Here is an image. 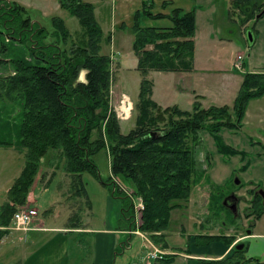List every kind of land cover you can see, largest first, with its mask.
I'll return each instance as SVG.
<instances>
[{
  "label": "trees",
  "instance_id": "obj_1",
  "mask_svg": "<svg viewBox=\"0 0 264 264\" xmlns=\"http://www.w3.org/2000/svg\"><path fill=\"white\" fill-rule=\"evenodd\" d=\"M247 1L233 0L244 14L242 23L257 20L255 15L264 7L261 2L248 10ZM170 3L165 1L162 7ZM58 4L77 17L84 29L81 41L72 42L70 48L65 46L71 35L62 18L53 17L54 29L47 31L38 22L31 21L22 5L0 0V37L5 38L0 40V66L9 64L12 68L11 73L0 77V100L19 104L17 138L15 141L0 140V146L15 144L25 157L22 170L7 190V200L0 205V240L16 208L27 203L41 161L49 150L61 151L72 185L79 184L84 191L82 172L97 174L92 156L106 145L112 176L125 178L133 193L143 201L140 223L136 224L138 229L148 232L153 239L158 238L157 241L162 238L163 249L170 248L173 252L153 260V264H172L178 254L165 240L163 231L168 227L171 210L178 206V201L188 199L196 180L193 148L200 141L198 133L210 134L220 143L219 151L229 156L243 154V151L224 146L219 132L241 128L248 102L264 95V70L242 73L230 107L211 105L204 109L194 102L193 109L188 111L173 106L168 109L170 114L162 129L158 127L162 114H156L158 105L151 98L153 83L144 77L135 104L138 114L134 127L123 134L109 105L112 60L110 55L100 53L102 40L110 42V36L102 39L95 5L84 0H58ZM153 7V0H141L140 8L133 14L130 31L132 50L137 57L136 69L143 76L149 71H189L194 52L195 7L188 10L173 7L166 15L153 13ZM141 16L165 17L170 25L146 26ZM81 71L85 72L83 81L78 80ZM231 114L234 120L225 122ZM207 120L212 122L205 125ZM93 131L97 132V138L91 140ZM151 131H160L161 135L153 137ZM261 155L264 154L258 157ZM110 183L114 189L119 187L117 183ZM79 191L76 188V192ZM133 208L130 203L125 209L129 217L125 229L135 227ZM189 238L187 245L178 252L191 254ZM199 238H203V242H199ZM193 239L196 246L212 241L229 245L233 237L198 234ZM248 263L249 260L235 254L217 259L188 258L185 264Z\"/></svg>",
  "mask_w": 264,
  "mask_h": 264
},
{
  "label": "rangeland",
  "instance_id": "obj_2",
  "mask_svg": "<svg viewBox=\"0 0 264 264\" xmlns=\"http://www.w3.org/2000/svg\"><path fill=\"white\" fill-rule=\"evenodd\" d=\"M9 1L22 5L31 21L38 22L47 31L54 29L53 17L62 18L71 35V39H68L65 45L67 48L73 47L72 42L76 44V42L81 41L83 27L77 17L59 7L58 0ZM84 1L95 5L94 12L102 29V39L110 36V42L102 40L100 53L110 55L112 60L109 105L119 121L120 132L123 134L134 127L135 118L138 114L135 104L138 101L140 83L144 77L153 83L154 99L160 104H157L158 112L156 114L161 113L163 117L158 127L162 129L170 114L168 109H172L173 106L191 111L193 109L192 104L197 102L206 109L220 99L224 100V106L230 107L232 105L231 93L236 83L234 76L238 77L239 74L249 70H251L249 72H253L252 70L264 69V15L257 20L246 22L247 25H245L242 23L244 14H242L240 6L234 4L233 0L216 1L213 6L220 9L217 8L215 15L211 17L206 16L209 6L200 5L203 6L205 12L202 16L198 14L197 47L192 57H195L197 68L205 70L203 71L205 75L208 73L207 76L204 75L201 82L204 95L208 100L204 101L202 105L199 97L194 96V101L190 105L185 101V96L180 93V87L183 85L180 74L173 71H149L147 75L143 76L136 69L137 57L132 50L133 34L124 25L127 22V16L130 15L129 8L121 12L114 0ZM261 2L262 0H248L245 7L251 10ZM224 8L227 10L224 11ZM120 19H124V23H121L120 27H116V23L120 24L118 22ZM209 33L213 35L212 40L206 38ZM248 33L251 34L252 41H249ZM1 36L0 40H5L3 35ZM6 45L15 46L10 43H6ZM237 52L242 56V59L239 60V68L230 64ZM240 70L243 72L241 73ZM11 71L12 68L9 64L0 66V77L8 75ZM80 77L85 78L84 71L79 73L78 79ZM190 97L192 98V96ZM128 101L131 102L129 116L126 119H121L119 117L121 108L119 107L127 106ZM165 109L168 111H164ZM18 111L19 104L17 102L0 100V140H16ZM229 120L233 121L234 116H230L228 120L225 119V122ZM210 122L212 121L207 120L205 125ZM219 133L224 146H231L243 151V154L239 157L229 156L219 151L220 143L216 142L210 134L205 131L198 133L200 141L193 148L196 180L188 199L178 201V206L171 210L168 227L163 231L165 240L178 254L172 264H185L187 255L178 251L187 245L188 236L221 233L236 235L235 238H237L243 234L244 220L231 221L233 218L221 213L220 203L226 193H209L210 191L220 190L219 192H221L234 189L242 192L240 190L247 188L244 187L248 181H252L253 184L264 183V155L258 157L261 153L264 154V149L262 150L258 144H251L250 142L251 140H258L260 134L264 136V95L248 102L241 128L237 131L221 129ZM96 138L97 132L93 131L91 140ZM12 147L20 153L21 157H15L8 152L10 147L0 146V190L2 189L0 193H4L5 186L8 182L10 184L9 180H11L16 168L25 160L23 151L19 150L15 144ZM92 159L97 166V174L93 175L89 171L82 172L83 191L81 185H72L71 178H68L67 175L69 174L64 169L65 157L61 151L59 149L49 150L42 159L40 169L35 177L37 185L33 182L31 186L35 202L33 204L27 202L23 206L17 205L13 215L20 207H31L36 209L38 218L42 219L45 217L44 212L51 208L50 201H63L66 196L64 197L62 193H71L73 199L78 202L76 214L81 217L85 225L87 224L91 228L111 225L128 226V210L125 209L132 202L131 198L124 189L119 190L117 185L118 188L114 189L110 182L119 184L127 192L135 195L133 188L127 184L125 178L112 176L110 156L106 145L100 148L92 156ZM76 188L80 189L79 193L76 192ZM235 194L241 195L242 193ZM133 210L135 214V209L133 208ZM238 212H243L242 204L239 205ZM254 215L251 216L252 220H254ZM12 217L6 227L7 231H17L11 229ZM70 219V222L75 221L76 215L71 214ZM38 222L39 224L31 230L41 229L40 220ZM236 225L241 226V228ZM253 231L264 232V217L257 222V227ZM126 235L130 237H126ZM126 235L121 237V243L116 244L117 247L113 250V257H111L109 264H153V259H147L146 256L154 248L161 252L166 251L164 254H170L169 250L163 249L164 241L162 238L159 241H157L158 238H151L148 232L139 230L136 223L133 230H128ZM93 238V234L74 236L73 241L84 246V249L81 250V258H87L92 254ZM126 239L128 244L123 245L122 243ZM198 241L203 242V238H199ZM144 245L147 247L146 249H143ZM0 264H12V261L6 255L0 254Z\"/></svg>",
  "mask_w": 264,
  "mask_h": 264
},
{
  "label": "crops",
  "instance_id": "obj_3",
  "mask_svg": "<svg viewBox=\"0 0 264 264\" xmlns=\"http://www.w3.org/2000/svg\"><path fill=\"white\" fill-rule=\"evenodd\" d=\"M165 1H169L171 3L166 7H162V3ZM216 1L220 2L222 0H199V2L198 0H193V2L191 0H153L154 8L152 9V12L162 13L166 15L173 7H180L184 10H188L194 6L195 33L192 39L194 41V52H196L195 48L197 47L196 31L198 30V14L199 16H202V14L205 12L203 10V6L200 5H206V7L209 6L206 16L211 17L215 15L218 8H215L213 6ZM114 2L121 12L129 8L130 15L127 16V22H125L124 25L126 26V29L130 30L133 22V14L137 9L140 8L141 0H114ZM262 2H264V0H262ZM225 10L227 9L224 8V11ZM139 18L142 24L146 26L170 25V21L165 17L150 19L141 16ZM118 22L120 24L116 23V27H120L121 23H124V19H120ZM247 23H245V25H247ZM210 31H212L211 28ZM212 36V33H209V35H206V38L212 40ZM237 54L239 53L237 52ZM234 61L235 58H233L230 62L232 66ZM191 66L192 68L189 71L173 72L178 73L182 76L181 80L183 81V85L180 87V93L185 96V101L191 105L194 101L193 97L198 96L203 105V102L208 100L204 95V91L201 85L202 78L205 75L203 71L205 70L197 68L194 56L191 60ZM262 70L264 69L252 71ZM240 72L242 73L243 71L240 70ZM206 74L208 75V73ZM234 78L236 79L237 84L235 83L232 89V101L239 89L242 80V74H239L238 77L234 76ZM154 95L155 89L152 86L151 98L158 105H160L157 100L154 99ZM190 96H192V98ZM223 104H225L224 100L218 99L216 103H212L211 105L217 106ZM250 142L251 144H258L260 147H264L263 134H260V138L258 140H251ZM9 147L10 149H8V152H10L15 157H21L20 153L18 151L16 152L14 147ZM23 166L24 163L16 168L11 180H9L10 184L8 182V184L5 186L4 193H0V205L7 200V190L9 189L15 178L19 175ZM67 176L69 179L71 178L70 175ZM34 184L37 185L36 179L34 181ZM1 191L2 189L0 190V192ZM62 194L64 197L66 196L65 199L58 202L50 201L51 208L44 212L45 217L42 219L38 218V220H40L41 229L29 230L25 233L8 230L0 240V254L6 255V257L10 258L12 264H109L111 257H113V250H115L117 247L116 244L121 243V237L127 234L129 228L125 229V227L122 225L91 228L87 226V224L85 225L81 220V217H78L76 214L78 202L73 199L71 193ZM27 202L29 204H33V202H35L33 193L31 192V188L27 196ZM71 214L76 215L75 221L70 222ZM257 222H255L254 229L257 227ZM84 234H93L94 236L92 241L93 252L87 258H81L80 256L81 250L84 249V246L73 241L74 236H82ZM128 236L129 235H126V237ZM127 239L122 243L123 245L128 244ZM247 239L250 243L248 254H264V232H253L252 235ZM143 247V249L147 248L145 245ZM189 249L191 254L187 255V259H195L200 257L217 259L227 257L232 252V244L227 245L221 241H212L206 245L196 246L194 244L193 237H190ZM164 250H169V252L172 253L169 248Z\"/></svg>",
  "mask_w": 264,
  "mask_h": 264
},
{
  "label": "flooded vegetation",
  "instance_id": "obj_4",
  "mask_svg": "<svg viewBox=\"0 0 264 264\" xmlns=\"http://www.w3.org/2000/svg\"><path fill=\"white\" fill-rule=\"evenodd\" d=\"M238 183V182H237ZM245 184V183H244ZM244 186V185H243ZM247 187V188H246ZM246 189L240 190L242 192L235 191L234 189H229L225 191H210L209 193H226L222 197V202L220 203L221 213L230 216L231 221L236 219H241V221H245L243 234L235 238L234 235L231 234H213L209 233L208 235H225V236H233L232 244V252L228 256H235V254L242 256L244 259L249 260L248 264H264V254L253 255L248 254V249L250 246L249 240L247 239L254 232L255 222L261 220L264 217V183L253 184L252 181H248L245 184ZM235 193H242L241 195H237ZM215 197V195H214ZM243 205V212H238L239 205ZM251 212L255 214L254 220L251 219ZM259 214V216H256ZM243 225V224H242ZM237 226V225H236ZM240 227L241 226H237ZM206 235V234H200ZM238 245H242V248L237 249ZM241 253H237V252Z\"/></svg>",
  "mask_w": 264,
  "mask_h": 264
},
{
  "label": "built area",
  "instance_id": "obj_5",
  "mask_svg": "<svg viewBox=\"0 0 264 264\" xmlns=\"http://www.w3.org/2000/svg\"><path fill=\"white\" fill-rule=\"evenodd\" d=\"M242 59V56L240 54H237L235 57V61L233 65L237 68L240 67V61ZM125 97V96H124ZM126 98V97H125ZM119 108V117L121 119H126L129 116L130 110H131V105L130 102L128 101L127 106H120ZM119 185V184H118ZM121 189H124L125 193L131 198L133 207L135 209V221L136 224L140 223V215L142 213V210L144 209V204L141 199V197L137 195L130 194L125 190L124 187L120 186ZM12 223L11 229L21 231V232H27L28 230H31V228H34L36 225L39 224L38 222V215L37 211L34 208H25V207H20L17 209L16 213L12 217ZM41 227V225H40ZM165 252H161L157 249H153L152 251L147 253L146 258L147 259H159L163 256Z\"/></svg>",
  "mask_w": 264,
  "mask_h": 264
},
{
  "label": "water",
  "instance_id": "obj_6",
  "mask_svg": "<svg viewBox=\"0 0 264 264\" xmlns=\"http://www.w3.org/2000/svg\"><path fill=\"white\" fill-rule=\"evenodd\" d=\"M263 15H264V7L255 15V18L258 19L259 17H261ZM248 39H249V41H252V37H251L250 33H248ZM78 80L83 81L84 79L82 77H80ZM150 134L153 137H158L161 135V132L160 131H151ZM240 248H242V245L237 246V249H240Z\"/></svg>",
  "mask_w": 264,
  "mask_h": 264
}]
</instances>
